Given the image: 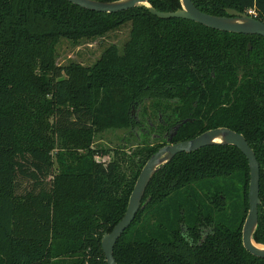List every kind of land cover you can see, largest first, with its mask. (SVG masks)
Segmentation results:
<instances>
[{"label": "trees", "instance_id": "16d2710c", "mask_svg": "<svg viewBox=\"0 0 264 264\" xmlns=\"http://www.w3.org/2000/svg\"><path fill=\"white\" fill-rule=\"evenodd\" d=\"M192 2L219 16L253 10L264 22V0ZM124 26L122 45L93 64H57L60 39L94 40ZM217 127L242 134L258 161L252 239L264 245L263 37L161 19L144 5L103 13L66 0H0V264H106L101 236L123 216L150 155L169 137ZM114 130L155 142L128 153L93 147ZM248 182L234 146L176 154L149 180L148 201L114 245L116 264H264L241 240Z\"/></svg>", "mask_w": 264, "mask_h": 264}, {"label": "water", "instance_id": "95a60500", "mask_svg": "<svg viewBox=\"0 0 264 264\" xmlns=\"http://www.w3.org/2000/svg\"><path fill=\"white\" fill-rule=\"evenodd\" d=\"M81 8L103 12L116 13L144 5L148 11L161 19L182 18L194 21L206 27L231 33L245 35H258L264 38V22L255 16L239 12L233 8H226V15H212L199 10L192 0H179L180 8L174 11H159L149 5V0H115L102 2L98 0H66ZM248 44V49H250ZM168 142L159 147L146 160L141 168L134 186L129 194L127 206L123 216L108 232L102 234L100 239L101 250L106 264H116L113 257V248L123 231L129 227L137 211L144 207L148 198L142 202L145 189L152 175L169 162L176 154L189 153L210 145H231L236 147L246 158L249 169L248 182V210L241 229L242 245L250 254L264 258V245L252 239V234L258 221L259 199V164L253 150L242 134L226 127H217L206 130L199 135L180 142Z\"/></svg>", "mask_w": 264, "mask_h": 264}, {"label": "rangeland", "instance_id": "374dc122", "mask_svg": "<svg viewBox=\"0 0 264 264\" xmlns=\"http://www.w3.org/2000/svg\"><path fill=\"white\" fill-rule=\"evenodd\" d=\"M129 25V24H128ZM128 34V27L124 26L120 29L108 33L102 38H96L94 40H80L78 43H72L66 39H60L56 49V62L59 65L67 64L70 61L81 63L82 65L89 66L99 57L102 51L110 44H116L121 46ZM136 138L130 137L121 130L108 131L101 134L94 143L93 147H120L125 148V152H130L134 145L143 142V140L154 143L155 140L151 138L145 139L138 135L135 131ZM127 136L130 141L122 139Z\"/></svg>", "mask_w": 264, "mask_h": 264}, {"label": "built area", "instance_id": "2783aa9c", "mask_svg": "<svg viewBox=\"0 0 264 264\" xmlns=\"http://www.w3.org/2000/svg\"><path fill=\"white\" fill-rule=\"evenodd\" d=\"M247 14L252 15V16H255V12L253 10H248L247 11Z\"/></svg>", "mask_w": 264, "mask_h": 264}]
</instances>
